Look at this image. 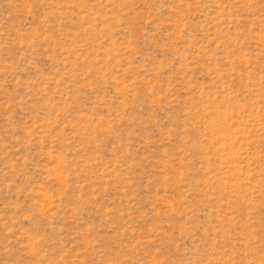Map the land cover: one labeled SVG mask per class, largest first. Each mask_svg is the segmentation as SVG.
I'll use <instances>...</instances> for the list:
<instances>
[{
	"label": "rangeland",
	"instance_id": "obj_1",
	"mask_svg": "<svg viewBox=\"0 0 264 264\" xmlns=\"http://www.w3.org/2000/svg\"><path fill=\"white\" fill-rule=\"evenodd\" d=\"M0 264H264V0H0Z\"/></svg>",
	"mask_w": 264,
	"mask_h": 264
}]
</instances>
